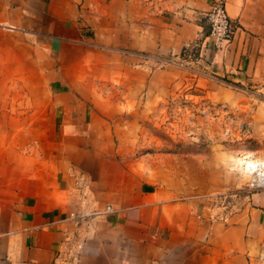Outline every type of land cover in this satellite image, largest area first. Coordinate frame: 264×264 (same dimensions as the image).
<instances>
[{
  "label": "crops",
  "instance_id": "0c3cea01",
  "mask_svg": "<svg viewBox=\"0 0 264 264\" xmlns=\"http://www.w3.org/2000/svg\"><path fill=\"white\" fill-rule=\"evenodd\" d=\"M210 2L118 0L119 26L124 28L125 19L132 26L131 38L122 29L120 45L135 55L95 51L93 66L83 51L78 64L119 79L129 71V60L135 74L141 54L149 63L179 58L184 46L199 37V55L206 64L196 85L213 102L243 108L249 137L264 152V0H226L236 30L220 50L211 48L200 17ZM78 6V0H0V75L14 76L23 92L38 89L41 82L50 91L66 92L50 102L36 101L30 114L12 116L6 121L11 125L0 132V264H248V253L264 239V190L252 193L246 205L224 219L199 215V196L236 182L229 173L222 176L214 160L206 165L197 153L179 159L191 167L177 170L130 171L118 164L115 177L99 174L94 182H78L70 175L71 165L85 162L76 154H93L74 144L97 137L74 125L95 120L94 105L73 97L68 90L77 83L55 72L63 43L86 42L83 22L76 21ZM145 16L147 31L142 28ZM101 55L108 60L99 63ZM48 74H58L61 83H45ZM46 120L60 123L52 136L58 143L47 154L38 142ZM30 140L36 145L30 147ZM62 252H75V257ZM180 252L187 258L172 259Z\"/></svg>",
  "mask_w": 264,
  "mask_h": 264
},
{
  "label": "rangeland",
  "instance_id": "374dc122",
  "mask_svg": "<svg viewBox=\"0 0 264 264\" xmlns=\"http://www.w3.org/2000/svg\"><path fill=\"white\" fill-rule=\"evenodd\" d=\"M78 5L74 12L77 15L76 21L83 22L86 42L63 43L61 51L57 52L60 70L55 71L62 72L68 81L77 83L73 85L76 89L68 90L69 93L78 99H87L96 110L95 120L90 121V124H74L76 129L97 134L93 139H81L80 144H74L75 147H85L93 152L83 156L78 151L79 154L75 155V159H85L84 163L76 162L69 169L75 181L94 182L99 174L109 180L115 177L118 164L130 171L149 167L161 170L186 169L191 166H183L178 160L188 156L196 157L200 153L206 165L214 160V168L220 169L222 176L229 173L236 182H226L221 188L199 196V215L203 214L210 220L224 219L246 205L252 193L264 190L263 187L246 195L244 191L249 188L251 178L243 166L246 156L255 153L264 161V152L259 151L257 143L249 137L250 128L245 110L227 102H213L196 85V76L203 69L202 63H205L199 55V37L184 46V53L179 58H156L149 63L147 61L150 58L141 54V66L140 69L136 67L135 74L133 60H129L126 62L129 71H126L124 77L108 79L103 69L94 73L91 68L83 69L78 63L83 51L84 60L91 65L95 51L126 57L135 55L130 47L120 45L122 29L125 37L131 38L127 34L131 33L132 26L126 23L131 21L125 19L124 28L119 26L123 19L118 10V0H78ZM147 18L143 17L142 28L145 31L149 28ZM46 53L50 54L51 51L46 50ZM105 59L108 60V57ZM105 59L101 55L98 62L103 63ZM49 72L50 67H46V73ZM48 75L50 77L46 76L45 83H61L58 74ZM4 76L0 75V132L6 130V125H11L6 121L12 116L22 112L30 114L36 101L50 102L66 93L62 90L50 91L42 82L37 86L38 89L23 92V89L18 88L19 80L14 76L10 78V75L5 76L9 79L6 80ZM32 83L31 80L29 85ZM25 102H29L28 106H24ZM28 125L31 130L32 124ZM59 126L60 123L46 120L39 127V131L43 130L44 133V137L39 138V146L45 149L46 154L58 143L57 137L52 136L60 130ZM2 141L4 139H0V143ZM33 145H36L35 142L33 144L30 140V147ZM81 166L85 169L80 170ZM222 192L235 194L226 209L221 207L218 195ZM62 253H66L72 260L75 257V252L74 255L70 252ZM182 258H187V255L180 252L172 259ZM247 259L248 264H264V239L254 244ZM57 263L70 264L63 260Z\"/></svg>",
  "mask_w": 264,
  "mask_h": 264
},
{
  "label": "built area",
  "instance_id": "2783aa9c",
  "mask_svg": "<svg viewBox=\"0 0 264 264\" xmlns=\"http://www.w3.org/2000/svg\"><path fill=\"white\" fill-rule=\"evenodd\" d=\"M200 17L205 26L204 36L210 38L212 49L220 50L231 42L236 25L227 12L226 0H211L209 8ZM243 166L251 174L249 188L244 189L247 192L245 195L253 190L262 189L264 187V161L255 153H249L243 162ZM218 195L221 200V207L226 209L231 204V199L235 194L222 192ZM106 211H112L110 205L106 206Z\"/></svg>",
  "mask_w": 264,
  "mask_h": 264
}]
</instances>
